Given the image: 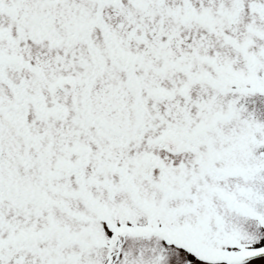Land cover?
<instances>
[{
    "label": "snow or ice",
    "instance_id": "snow-or-ice-1",
    "mask_svg": "<svg viewBox=\"0 0 264 264\" xmlns=\"http://www.w3.org/2000/svg\"><path fill=\"white\" fill-rule=\"evenodd\" d=\"M0 264H264V0H0Z\"/></svg>",
    "mask_w": 264,
    "mask_h": 264
}]
</instances>
